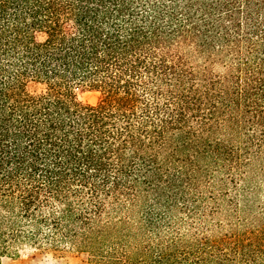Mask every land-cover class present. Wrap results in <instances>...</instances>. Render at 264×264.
I'll use <instances>...</instances> for the list:
<instances>
[{
  "label": "trees",
  "instance_id": "obj_1",
  "mask_svg": "<svg viewBox=\"0 0 264 264\" xmlns=\"http://www.w3.org/2000/svg\"><path fill=\"white\" fill-rule=\"evenodd\" d=\"M263 188L264 0H0V261L264 264Z\"/></svg>",
  "mask_w": 264,
  "mask_h": 264
},
{
  "label": "rangeland",
  "instance_id": "obj_2",
  "mask_svg": "<svg viewBox=\"0 0 264 264\" xmlns=\"http://www.w3.org/2000/svg\"><path fill=\"white\" fill-rule=\"evenodd\" d=\"M78 99L86 103H95L98 94L89 91H77ZM264 192V188H263ZM264 194V193H263ZM0 264H93L82 256L68 255L58 257L52 253L35 254L32 248L26 247L19 250V255L15 259H3Z\"/></svg>",
  "mask_w": 264,
  "mask_h": 264
}]
</instances>
